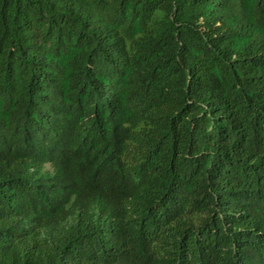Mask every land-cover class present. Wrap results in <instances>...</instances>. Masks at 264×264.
<instances>
[{
  "label": "trees",
  "instance_id": "1",
  "mask_svg": "<svg viewBox=\"0 0 264 264\" xmlns=\"http://www.w3.org/2000/svg\"><path fill=\"white\" fill-rule=\"evenodd\" d=\"M0 264H264V0H0Z\"/></svg>",
  "mask_w": 264,
  "mask_h": 264
}]
</instances>
